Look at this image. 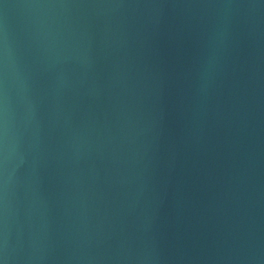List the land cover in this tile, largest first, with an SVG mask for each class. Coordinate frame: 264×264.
<instances>
[{
	"label": "water",
	"instance_id": "water-1",
	"mask_svg": "<svg viewBox=\"0 0 264 264\" xmlns=\"http://www.w3.org/2000/svg\"><path fill=\"white\" fill-rule=\"evenodd\" d=\"M0 264H264V0H0Z\"/></svg>",
	"mask_w": 264,
	"mask_h": 264
}]
</instances>
